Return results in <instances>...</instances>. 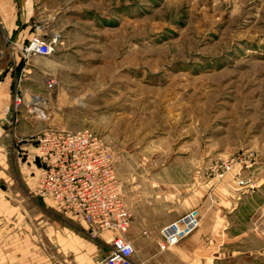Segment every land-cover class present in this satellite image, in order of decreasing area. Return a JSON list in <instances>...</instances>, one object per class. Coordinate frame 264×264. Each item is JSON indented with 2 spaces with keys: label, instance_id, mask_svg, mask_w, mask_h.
<instances>
[{
  "label": "rangeland",
  "instance_id": "rangeland-1",
  "mask_svg": "<svg viewBox=\"0 0 264 264\" xmlns=\"http://www.w3.org/2000/svg\"><path fill=\"white\" fill-rule=\"evenodd\" d=\"M21 23L31 37L18 47L10 32ZM37 35L51 56L27 55ZM16 50L44 64L27 81L38 94L14 93L15 118L24 110L43 130L97 134L123 194L133 177L185 187L264 171V0H0V57ZM32 96L44 100L45 119L30 112ZM12 148L9 169L26 186L18 158L26 156ZM231 158L241 161L217 178L215 167ZM161 168L169 175H156Z\"/></svg>",
  "mask_w": 264,
  "mask_h": 264
},
{
  "label": "crops",
  "instance_id": "crops-1",
  "mask_svg": "<svg viewBox=\"0 0 264 264\" xmlns=\"http://www.w3.org/2000/svg\"><path fill=\"white\" fill-rule=\"evenodd\" d=\"M30 30L21 23L10 36L21 47L31 37ZM35 62H39L37 57L25 58L17 50L0 57V264H104L115 232L96 233L84 223L59 215L50 199L27 194L36 187L35 140L43 128L24 110L15 124L12 97L18 90L39 93L38 84L27 82L32 80ZM9 147L26 156L25 162L18 157L26 186L14 182ZM259 169H251L245 186L238 184L236 170L219 183L198 181L185 187L163 183L153 187L150 179H128L123 198L133 215L127 234L135 249L133 263L264 264V171ZM169 171L161 168L156 175L167 176ZM143 173L152 176L154 171ZM201 204L200 227L177 245L162 250L161 229Z\"/></svg>",
  "mask_w": 264,
  "mask_h": 264
},
{
  "label": "built area",
  "instance_id": "built-area-1",
  "mask_svg": "<svg viewBox=\"0 0 264 264\" xmlns=\"http://www.w3.org/2000/svg\"><path fill=\"white\" fill-rule=\"evenodd\" d=\"M25 52L28 56L49 57L54 47L37 35ZM45 83L48 90L56 87V81L51 77H47ZM20 104L21 99L16 94L15 111ZM29 104L34 106L30 112H35L41 119L46 118L45 112L37 107L44 104L41 97L32 96ZM35 142L38 171L34 194L50 199L64 216L84 223L96 233L115 232L111 254L104 264H134L135 249L127 238L132 215L123 198V181L117 173L112 153L99 136L88 130L73 132L49 127L38 134ZM239 160L221 161L215 167L216 177H225ZM237 182L241 186L248 184L242 179ZM261 215L264 219V207ZM202 216L201 210L195 208L164 226L161 249L167 250L193 234L200 227Z\"/></svg>",
  "mask_w": 264,
  "mask_h": 264
}]
</instances>
